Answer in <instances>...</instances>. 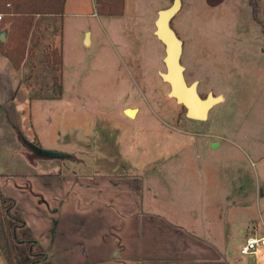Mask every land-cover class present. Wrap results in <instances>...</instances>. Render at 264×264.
<instances>
[{
  "label": "rangeland",
  "instance_id": "obj_1",
  "mask_svg": "<svg viewBox=\"0 0 264 264\" xmlns=\"http://www.w3.org/2000/svg\"><path fill=\"white\" fill-rule=\"evenodd\" d=\"M256 1L259 22L253 18L249 0H181L182 6L171 21L183 42L181 64L186 82L197 81L202 97L208 92L224 95L204 121L186 117L185 108L168 96L169 85L159 74L165 71L164 47L154 34L153 18L157 9L169 7L172 0H125L122 16L87 20L93 30L89 45L81 42L74 23L67 20L62 71H53L44 57L34 52V76L27 79L35 98L32 125L41 132L42 145L57 143V129L63 134L59 141L70 135L74 147L87 155L79 165L70 159L63 162L86 173L102 170L101 164L90 158H201L200 164L206 163L207 170L218 162L232 161L241 177L237 176V188H245L232 199L248 206L247 211L238 208L232 213L234 223L236 218L241 223L253 217L245 229L247 235L264 234V85L258 79L264 70V0ZM46 40H42L43 46L50 43L54 48L52 40L48 44ZM250 69L255 70L253 83ZM61 80L63 90L58 99L55 82ZM24 100L21 93L14 102L1 100L9 118L14 106L21 107ZM128 109L136 110L133 117L126 114ZM15 151L0 145V173L13 190L22 180L12 176L29 170ZM128 165L131 168L126 169L133 170V164ZM211 181L207 179V183ZM14 197L25 208L24 198L19 194ZM236 239H229L227 245L238 248ZM238 250L233 253L239 254ZM21 254L26 261V254ZM247 260L264 264V249L236 264ZM0 264H4L1 255ZM40 264L51 262L48 259Z\"/></svg>",
  "mask_w": 264,
  "mask_h": 264
},
{
  "label": "crops",
  "instance_id": "obj_2",
  "mask_svg": "<svg viewBox=\"0 0 264 264\" xmlns=\"http://www.w3.org/2000/svg\"><path fill=\"white\" fill-rule=\"evenodd\" d=\"M94 17H107L97 15L94 0H65L63 15L35 17L26 58L19 69L0 54V145L14 148L29 169L12 176L22 180L14 190L6 186L5 174L0 173V190L12 198L16 194L24 198L25 208L18 198L14 200L51 264H236L250 257L233 253L244 242L245 229L253 217L241 223L236 218L234 223L232 213L238 208L247 211L248 206L232 199L245 189L237 188V176L241 177L232 161L224 165L218 162L207 170L206 163L201 166V158H90L101 164L102 170L86 173L64 163L65 159L29 155L21 136L42 148L69 154L67 159L77 165L84 162L87 152L76 149L70 135L59 141L63 135L59 129L56 144L42 145V134L32 125L35 98L27 79L34 76V52L42 58L43 50L50 48L49 40L54 48L63 47L67 20L74 23L81 42L91 44L93 30L87 20ZM155 19L156 15L153 22ZM43 39H47V46H43ZM254 71L249 72L251 83L256 78ZM258 79L264 85V70ZM62 90L61 80L58 99ZM20 93L24 104L14 106L9 118L1 100L14 102ZM128 164H133V170L126 169L131 168ZM207 179L212 181L207 183ZM224 211L228 218H224ZM233 237L239 243L236 249L227 245ZM246 264L251 263L247 260Z\"/></svg>",
  "mask_w": 264,
  "mask_h": 264
},
{
  "label": "trees",
  "instance_id": "obj_3",
  "mask_svg": "<svg viewBox=\"0 0 264 264\" xmlns=\"http://www.w3.org/2000/svg\"><path fill=\"white\" fill-rule=\"evenodd\" d=\"M64 3L65 0H0V32H6L5 40H0V54L19 69L25 60L27 42L35 17L61 16ZM249 3L254 20L259 22L256 18L257 1L249 0ZM94 4L96 13L100 16H122L125 11V0H94ZM43 57L46 65L53 71H62L61 49L46 48ZM55 86L60 91V82H55ZM19 245H23L24 250ZM22 252L26 254V261L22 258ZM0 255L4 264H40L48 260L47 253L38 246L36 239L29 232L14 198L4 195L1 190Z\"/></svg>",
  "mask_w": 264,
  "mask_h": 264
},
{
  "label": "water",
  "instance_id": "obj_4",
  "mask_svg": "<svg viewBox=\"0 0 264 264\" xmlns=\"http://www.w3.org/2000/svg\"><path fill=\"white\" fill-rule=\"evenodd\" d=\"M180 7L181 0H172L169 7L159 9L156 13V19L154 21V34L163 44V63L165 66V71L159 72V74L161 79L169 85L168 96L173 98L178 104L185 108L186 117L193 120L204 121L207 119L210 109L215 104L222 101V96H214L212 92H208L205 97H202L197 90V81L190 84L186 82L184 77L185 68L181 64L183 42L171 26V21L180 10ZM5 38L6 32L1 31L0 40L4 41ZM87 41L88 40L86 39L85 42ZM21 139L37 157L47 159L70 158V155L65 152L42 148L22 136Z\"/></svg>",
  "mask_w": 264,
  "mask_h": 264
},
{
  "label": "built area",
  "instance_id": "obj_5",
  "mask_svg": "<svg viewBox=\"0 0 264 264\" xmlns=\"http://www.w3.org/2000/svg\"><path fill=\"white\" fill-rule=\"evenodd\" d=\"M2 14L0 13V19ZM260 248H264V234H251L245 237L244 242L239 248L241 255H257Z\"/></svg>",
  "mask_w": 264,
  "mask_h": 264
},
{
  "label": "bare ground",
  "instance_id": "obj_6",
  "mask_svg": "<svg viewBox=\"0 0 264 264\" xmlns=\"http://www.w3.org/2000/svg\"><path fill=\"white\" fill-rule=\"evenodd\" d=\"M135 113H136V110H134V109L126 110V114H128V116H130V117H133Z\"/></svg>",
  "mask_w": 264,
  "mask_h": 264
}]
</instances>
